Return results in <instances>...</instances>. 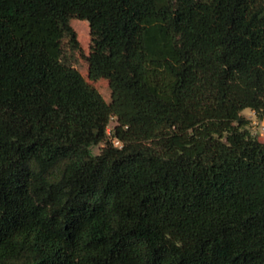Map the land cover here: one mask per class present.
<instances>
[{
    "label": "trees",
    "instance_id": "16d2710c",
    "mask_svg": "<svg viewBox=\"0 0 264 264\" xmlns=\"http://www.w3.org/2000/svg\"><path fill=\"white\" fill-rule=\"evenodd\" d=\"M74 18L138 131L108 135L61 60ZM246 109L264 117V0H0V264H264Z\"/></svg>",
    "mask_w": 264,
    "mask_h": 264
},
{
    "label": "rangeland",
    "instance_id": "374dc122",
    "mask_svg": "<svg viewBox=\"0 0 264 264\" xmlns=\"http://www.w3.org/2000/svg\"><path fill=\"white\" fill-rule=\"evenodd\" d=\"M70 25L76 32L78 45L71 43L70 35L64 32L62 37L61 60L65 64L77 69L84 79L101 94L105 102L110 106L112 109V117L108 126L110 130L119 124H123L126 127L138 131L140 127L139 123L123 115L122 101L113 99L108 81L105 79L91 81L88 77L89 65L87 57L90 54L91 46L88 22L74 18L70 21ZM242 115L245 118H249L251 111L246 109L242 112ZM257 138L259 142L264 143V135H260ZM103 147L104 144L94 146L92 148L93 155H99Z\"/></svg>",
    "mask_w": 264,
    "mask_h": 264
},
{
    "label": "built area",
    "instance_id": "2783aa9c",
    "mask_svg": "<svg viewBox=\"0 0 264 264\" xmlns=\"http://www.w3.org/2000/svg\"><path fill=\"white\" fill-rule=\"evenodd\" d=\"M250 121L248 130L250 133L255 136L256 138L260 135H264V117H259V115L255 111H251V116L247 118ZM112 130L109 128L107 129L108 135H110ZM114 146L116 147H122V144L116 140H112Z\"/></svg>",
    "mask_w": 264,
    "mask_h": 264
}]
</instances>
